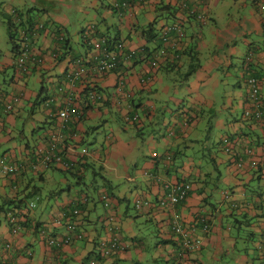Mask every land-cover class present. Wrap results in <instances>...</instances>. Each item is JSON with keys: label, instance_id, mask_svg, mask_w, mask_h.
<instances>
[{"label": "crops", "instance_id": "0c3cea01", "mask_svg": "<svg viewBox=\"0 0 264 264\" xmlns=\"http://www.w3.org/2000/svg\"><path fill=\"white\" fill-rule=\"evenodd\" d=\"M11 1L5 11L20 32L28 34L29 19L45 22L46 28L30 40L31 56L42 61H29L25 78L7 75L12 51L3 59L0 54L1 89L23 96L12 113L0 118V149L4 145L12 162L29 166V157L58 131L65 153L83 166L79 177L58 167H28L0 176V264H86L85 258L100 251L113 234L125 250L103 264H171L181 249L173 230L177 225L203 241L198 251L183 255L182 264H264V168H252L245 155L247 148H254L264 159V118H243L248 76L258 77L264 100L262 1L187 0L186 32L178 44L164 46L167 55L156 57L155 68L151 52L159 39L148 41L146 31L154 24L160 34L181 16L180 0ZM89 29L94 34L85 38ZM103 36L148 58L99 73L95 66L100 52L87 41ZM193 63L198 65L186 77ZM78 68L83 69L81 76L70 81ZM91 88L105 95L102 103L87 101ZM68 102L78 117L63 123L57 111ZM224 138L244 156L242 169L236 166V156L223 151ZM81 148L89 154L81 157ZM54 170L75 177L76 185L87 181L85 172L90 170L95 193L88 196L58 177V186L42 195L35 183L53 177ZM184 180L191 183L185 200L159 208L165 187ZM103 192L111 198L107 208L100 201ZM138 199L150 205L135 210ZM29 202L36 208L27 220L21 219L22 228L13 235L6 214L20 212ZM74 207L80 210L77 232L83 239L63 248L48 245L49 236L67 237V227L54 221ZM143 218L155 224L161 239L150 257L146 248L152 240L140 235L137 226ZM202 219L210 220L211 232L202 231ZM38 223L46 224V235Z\"/></svg>", "mask_w": 264, "mask_h": 264}, {"label": "built area", "instance_id": "2783aa9c", "mask_svg": "<svg viewBox=\"0 0 264 264\" xmlns=\"http://www.w3.org/2000/svg\"><path fill=\"white\" fill-rule=\"evenodd\" d=\"M139 2H142L143 0H138ZM181 1V7L182 9L187 8V0H180ZM262 1L261 8H264V0ZM126 5H130L128 2L125 3ZM185 15L179 16L176 21L172 22V24H168L163 28V30L160 32L161 41L165 45H176L178 44L179 39L183 38L185 33ZM45 25L43 22H38L35 27H33L32 31V38L37 36L38 31L44 30ZM93 31L92 29H89L86 31L85 38H88L89 35H92ZM24 36V34H23ZM25 38V36H24ZM87 44L94 48V50H97L100 52V58L95 66V69L99 73H107L112 71L119 63H127L134 60L137 53L134 51H131L130 49L126 48L125 44L123 42H109V40L103 36L101 38H98L96 40H88ZM25 45V44H24ZM165 55V50L163 48H159L158 51L154 54V60L151 62V66L155 68L157 66L156 63V57H161ZM29 61H37L38 63H41L42 59L40 57H32L30 54V51L25 49L24 51L21 50L14 60V71L17 74L26 73L29 68ZM78 67H81L78 65ZM83 72V69L78 68L73 74L69 75V80L74 81L77 80ZM247 88L249 91V103L244 109L243 118L247 119H253V120H262L264 118V100H262L263 96L261 94V84L260 80L254 76H251L247 80ZM122 85L119 86V89L121 90ZM88 95L87 99L90 100V102L96 103V102H102L105 99V95L101 92H98L94 90V88L88 89ZM23 97L22 95H12L10 96L8 93H5L4 90L0 89V106L2 105L3 108H0V118L3 115H8L14 111L15 104L19 103L20 98ZM57 116L60 118V120L63 123L68 122L72 116L78 117V112L73 108V105H71V102H68V104L57 111ZM62 142V136H60V133L58 131L52 132L49 140L47 142V145L45 148H41L36 150V155H38L35 159H31L28 162H30L29 166H26L24 164L18 163V162H12L7 161L6 158H3L0 161V176H12L15 175L22 170H26L28 167L31 168V170L36 171L43 168H49L51 165L59 166V168L63 170L73 169L77 170L80 168V163L78 161H74L70 158L69 154H66L63 146L60 145ZM222 147L223 151L226 154H231L236 156L235 162L238 169H242L245 165L244 156L241 154H238V152L235 150V146L231 144V142L224 138L222 139ZM61 148H60V146ZM88 150L87 148H82L79 151V155L81 157L87 156ZM245 155L249 156L251 159L250 166L252 168H259L262 166L264 168V159L257 156L254 148H247L245 150ZM191 189V183L188 181H177L176 183L172 185H167L165 187V193L158 201V207L159 208H167L169 206H175L181 201H183L187 194L189 193ZM100 201L103 204V207L107 208L111 205V198L107 192H103L100 195ZM142 205L149 206L150 202L144 201L141 199L136 200L135 202V209L139 210L141 209ZM36 208V204L34 202H29L27 204V211H18L16 209L10 210L6 217L8 219L9 225L12 229V234L16 235L21 230V219L27 220L26 215L27 212H31ZM25 212V213H24ZM25 215V216H22ZM112 219V218H111ZM81 220V214L79 209L76 207L70 209L68 212L63 213L61 218L55 219V224L58 226H66L68 230V235L66 238L58 239L57 237H51L48 238L47 242L50 246H56L58 248H63L65 246H69L70 243H72L73 240H80L83 238V233L77 232V229L80 225L79 221ZM65 221V222H64ZM202 231L204 233H209L213 229L212 223H210V220L208 219H202ZM173 230L175 231L176 235L179 237V245L181 249L178 251V258L176 260V264H182V257L185 253L193 252L195 250H199L202 245V239H198V237H193L191 233L192 230H186L181 225H177L173 227ZM75 234V237L73 236ZM120 238L119 236H116L112 239H108V245L104 247V243H101L102 253L104 256H107L108 253H110L111 250L120 248ZM9 247V246H6ZM48 264V263H44Z\"/></svg>", "mask_w": 264, "mask_h": 264}, {"label": "rangeland", "instance_id": "374dc122", "mask_svg": "<svg viewBox=\"0 0 264 264\" xmlns=\"http://www.w3.org/2000/svg\"><path fill=\"white\" fill-rule=\"evenodd\" d=\"M11 2H12L11 0H1V5L3 4L2 8L0 7V54H1V58L2 59L4 58V55H6V54H7V57H9V55L12 56V54H11V44H10L9 38H8V32L9 31H8V28H7L8 27L9 15L7 14L8 12L5 11L6 3H11ZM10 10L11 9H9V11ZM11 12H12V10H11ZM11 12L9 13L10 15H12ZM162 14L166 15V13H164V11L162 12ZM74 15L75 14H69L70 17H74ZM187 26H188V23H185V27L186 28H187ZM13 33H14V36H15V40L18 41V39L20 38L21 33H22V32H20V25H17V27L13 29ZM19 33H20V36H19ZM156 38L160 40L161 39L160 34L157 33ZM138 58H139V56L136 57V60ZM132 61H135V58ZM13 62H14V58H13ZM7 75L8 76L15 75V76H18V77H23V78L26 77V76H24L25 74H17L12 68H9L7 70ZM163 97H164V100H165L167 96L164 95ZM167 101H168V104L171 106V104H172L171 101L170 100H167ZM39 125H41V124H39ZM161 125H163V124H161ZM25 135L27 137V134H25ZM34 138H35V136H34ZM23 140L24 139L20 140L19 142L23 144L24 143ZM1 147L2 148L0 149V161L3 158H6L7 161H11V157L5 151L6 147L4 145H2ZM29 158L32 159V157H29ZM52 174L54 176L53 177H47V179H45L44 182H36L35 183V185H38L42 189V191H41L42 195H44L45 192H47V190L49 188H56L58 186V184L60 183V182L57 183L58 177H59V179L66 178L73 185V187H75L76 189H78L80 191H83L88 196H92L95 193L94 188L92 187V184L90 183V180H92V175H91V171L90 170L85 172V178H86L87 181H85L84 184H78V185L75 184L76 183L75 177H71L69 174L63 175L62 173H59L58 170L52 171L51 172V176H52ZM62 185H64V184H62ZM127 198H129L128 195H127ZM135 202H136V200L133 203L134 209H135ZM26 206L27 205H22L20 207H21V209L23 211H27ZM143 207H146V206L142 205L141 208L144 209ZM135 210H137V209H135ZM137 226L140 228V232H139L140 235L145 236L147 238H150L152 240L151 244L147 245V248H146V251L148 253V257H150L151 256L150 253L151 252L154 253V248L158 247L159 242L161 241V239L159 237V233H158L157 227L155 226V224L153 222L146 221V218L138 220V225ZM94 259H95L94 255L91 258L86 257L84 263H86V264H87V262H88V264L92 263V261ZM71 264H79V263L74 262V263H71Z\"/></svg>", "mask_w": 264, "mask_h": 264}, {"label": "trees", "instance_id": "16d2710c", "mask_svg": "<svg viewBox=\"0 0 264 264\" xmlns=\"http://www.w3.org/2000/svg\"><path fill=\"white\" fill-rule=\"evenodd\" d=\"M179 10H180V8H179ZM185 10H188V9H184L183 10V13H182V15H185L186 14V11ZM189 13H190V11H189ZM12 14V16H15L16 15V12H15V10L11 13ZM177 16L178 15H176V17L175 18H177ZM173 21H176V19H174ZM37 23L36 22H33L31 19H29V20H27L26 21V23H25V25H27V28L30 30V31H28V34H27V32H26V37H25V39H23L21 42H20V44H18V41H16L15 40V36H14V33H13V29L14 28H16V26H17V23L15 22V20H14V18L13 17H10L9 18V20H8V38H9V42H10V44H11V51L13 52V58L14 59H16V57L18 56V54H19V52L21 51V50H25V49H27V50H29L30 48V40L32 39V34H33V31H32V29H33V27H35V25H36ZM168 24V23H167ZM26 28V30L25 31H27L28 29ZM149 29H148V31H146V33H147V35H148V37H147V39H148V41L150 40V39H155L156 38V35H157V30H156V26L154 25V24H151L149 27H148ZM25 44V45H24ZM159 46L158 47H156L151 53H152V55L153 54H155L156 53V51H158V49L161 47V48H163L164 49V46H166L165 44H163V42L161 41V40H159ZM165 50V49H164ZM144 51H149L148 49H143L142 50V52H144ZM150 53V54H151ZM167 54H166V50H165V55L163 56V57H165ZM137 56H139V58H144V57H147V56H143V54L142 53H139V54H137L136 55V57ZM136 57H135V61H136ZM150 57V56H149ZM148 58V57H147ZM193 59H194V61H197L196 60V58L195 57H193ZM154 60V59H153ZM77 63H78V65L79 66H82V64H81V62L80 61H76ZM197 63V62H196ZM196 63H193V65L191 64V66H190V68H189V71L187 72V74H186V77H189L190 75H191V73H192V70H194V68H195V66H197L198 64H196ZM121 64L122 63H119L114 69L116 70L118 67H120L121 66ZM12 69L14 70L15 68H14V64L12 65ZM113 69V70H114ZM22 74H24V73H22ZM251 76H254V77H256V78H258L256 75H250V76H248V78H247V80L251 77ZM0 89H1V87H0ZM94 90H96V91H98V92H101V91H99L98 89H94ZM5 91V93H6V90H4ZM88 91L89 90H87V94H86V96L88 95ZM87 101L88 102H90V100H88L87 99ZM103 102V101H102ZM102 102H100V103H102ZM0 108H3V106L1 105L0 106ZM6 115V114H5ZM2 117V116H1ZM60 146V145H59ZM60 148H61V146H60ZM62 149V148H61ZM64 149V148H63ZM82 149V148H81ZM34 154V153H33ZM35 155H36V153L34 154V156H32V158L33 159H35L36 160V157L38 156V155H36V157H35ZM82 166L83 165H81V168H82ZM50 167H58L59 168V166H55V165H51ZM49 167V168H50ZM261 167V166H260ZM81 168L80 169H77V170H73V169H68V170H63V169H61V168H59L61 171H63V172H65V173H69V174H71V175H73V176H76V177H79L80 175H78V173L81 171L82 172V170H81ZM26 208H27V206H26ZM78 208V207H77ZM79 209V208H78ZM80 211V210H79ZM28 214H29V212H27ZM28 214H25L26 215V218L28 219ZM38 224H40V223H38ZM40 226H42L41 228V230H40V232L41 233H43V236L44 235H46V234H44V233H47L46 232V224H40ZM113 232L115 233V230H113ZM51 237H54V236H49V237H47V239H46V242H47V240H48V238H51ZM84 237V236H83ZM114 237H116L114 234L110 237V238H108V239H112V238H114ZM83 239V238H82ZM108 239L106 240V242L104 243V247H106L107 245H108ZM81 240V239H80ZM121 240V239H120ZM120 240H119V242H120ZM180 240V239H179ZM48 243V242H47ZM100 251L97 249V251H96V253H95V259L92 261V263H89V264H103L102 263V261L103 260H107L109 257H111V256H114V255H116L117 253H119V252H121V251H124L125 250V247H124V245H122L121 244V242H120V248H118V249H114V250H111L110 251V253H108V255L107 256H104L103 255V253H102V248H101V246H100ZM176 260H177V258H175V261L174 262H171V264H176ZM133 264H152V262H151V260H148V261H146V262H139V261H135Z\"/></svg>", "mask_w": 264, "mask_h": 264}, {"label": "clouds", "instance_id": "9594fccd", "mask_svg": "<svg viewBox=\"0 0 264 264\" xmlns=\"http://www.w3.org/2000/svg\"><path fill=\"white\" fill-rule=\"evenodd\" d=\"M137 1H138V0H137ZM138 2H139V1H138ZM142 2H143V1H142ZM39 22H40V21H39ZM37 23H38V22H37ZM43 23H45V22H43ZM44 25H45V24H44ZM45 28H46V27H45ZM45 28H44V29H45ZM41 31H42V30L38 31L37 36H39V34H40L39 32H41ZM92 31H93V29H92ZM23 34H24V36L26 37V33L22 32V34H21L22 40L25 39L24 36H23ZM93 34H94V32H93ZM60 36H63V33H62V32H61ZM35 37H36V36H35ZM106 38H107V37H106ZM62 39H63V38H62ZM107 39H108V38H107ZM108 40H109V39H108ZM109 42H112V41L109 40ZM115 42H122V41H115ZM115 42H113V43H115ZM123 43H124V42H123ZM18 44H20V43H19V40H18ZM87 45H88V44H87ZM90 47H91V46H90ZM91 48H92V47H91ZM14 60H15V59H14ZM187 195H188V194H187ZM184 200H185V199H184Z\"/></svg>", "mask_w": 264, "mask_h": 264}]
</instances>
